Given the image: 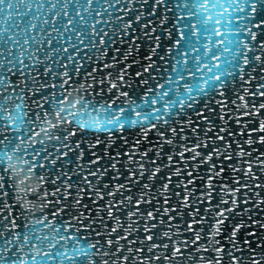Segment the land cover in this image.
Returning <instances> with one entry per match:
<instances>
[{
	"label": "snow or ice",
	"instance_id": "1",
	"mask_svg": "<svg viewBox=\"0 0 264 264\" xmlns=\"http://www.w3.org/2000/svg\"><path fill=\"white\" fill-rule=\"evenodd\" d=\"M148 2L141 0V11L128 21L127 36L124 29L112 40L104 39L103 31L97 33L95 43L108 51L95 61L101 75L97 82L92 74L91 87L93 96L107 93L103 110L78 113L87 122L81 127L69 121L75 130L64 148L54 147L55 155L48 148L37 154L53 167L70 154L79 157L70 173L60 167L56 180L45 181L53 198L40 224H61V217L69 225L78 221L75 239L94 236L92 251L105 243L104 251L117 264L121 259L131 264L133 254H139L135 264H264V0H150L152 8L145 13ZM11 4L0 0V12ZM133 21L148 41L146 52L140 51L144 45ZM233 35L242 41H233ZM78 48L73 45L71 51ZM84 51L80 48L77 54ZM233 52L242 61L236 69L229 68L234 61L228 54ZM71 63L74 67L75 57ZM85 99L100 103L87 89ZM35 112L23 116L12 110V118L20 124L31 119L36 125ZM0 124L9 127L2 109ZM35 130L31 127L28 134ZM129 132L135 133L131 141ZM150 133H155L154 140ZM56 135L64 139L67 130ZM4 139L0 134V143ZM77 177L80 183L72 186ZM3 200L0 196V218L10 222L8 234L16 232V239L28 244L18 232L23 225L12 227L19 217L7 215ZM65 201L75 205L71 214ZM53 205L63 207L57 211ZM31 239L47 237L33 231ZM66 247L72 248L68 264H85L86 252L77 256L78 248ZM63 251L37 257L55 259ZM37 257L29 255L21 264L28 259L36 264ZM93 264L99 260L93 258Z\"/></svg>",
	"mask_w": 264,
	"mask_h": 264
},
{
	"label": "water",
	"instance_id": "2",
	"mask_svg": "<svg viewBox=\"0 0 264 264\" xmlns=\"http://www.w3.org/2000/svg\"><path fill=\"white\" fill-rule=\"evenodd\" d=\"M140 3L141 0H12L9 10L0 12V109L9 126L6 128L0 124V134L5 137L3 143H0V196L4 198L3 207L8 209L7 215L19 217L12 227H15V224L23 225L18 232L28 239V244H25L24 241L16 239V232L9 235L7 229L10 222L0 218V264H21L29 255L37 257V253H55L61 248L64 251L55 259L39 255L36 264H68L72 248L66 245L78 248L77 256L86 252L88 259L85 264H93V258H97L99 264H108L109 260L111 264H117V258L108 256L104 251L105 243H101L92 251V246L97 243L94 236L89 240L75 239L81 225L74 215L72 219L76 222L73 225H69L66 217H61V224L49 220L41 226L40 221L46 219L45 209L53 198L49 193L51 186H44L45 181L56 180L60 167L70 173L74 164L79 162V157L70 154L61 166L53 167L46 158L38 157L37 154L42 148H48L55 155L54 147L64 148L65 141L75 130L69 121L75 120L81 127L87 122L79 118L78 113L90 112L92 108L103 110L101 105L108 99L107 93L104 97L93 96L95 89L91 87L92 74L95 73L97 82L101 75L96 71L99 66L95 61L103 60L105 52L108 51V48L100 51L99 44L95 43L97 33L103 31L104 39L112 40L113 37H119L120 29H124L127 36L130 30L128 21L141 11ZM151 8L149 0L142 10L147 13ZM133 27L137 29V35H141L140 25L133 21ZM231 39L242 41L243 38L233 35ZM140 43L144 45L141 53L146 52L148 41L144 40L142 35ZM76 44L85 50L83 54H77L80 48L71 51L72 46ZM187 44V41H181L182 46L186 47ZM112 51L114 52L115 48ZM228 55L234 61L229 68L236 69L242 61L236 58L235 52ZM73 57L75 70L71 63ZM133 58L140 62V55ZM88 60L92 62L88 63ZM82 63L83 71H80ZM253 63L255 64V61ZM136 70L134 65L130 71L134 73ZM86 89L91 99L99 100V104L90 103L85 99ZM208 90L212 91V84L208 85ZM12 110L23 116H30L32 111L36 110L35 120L39 123L33 125L30 119L27 123L20 124L12 118ZM88 119L93 120L95 117L89 116ZM33 126L36 130L28 134ZM92 126L98 128L99 124ZM62 130H67V135L58 140L56 134ZM85 135L88 141L93 139L90 133ZM126 135L130 141L135 138V133L129 132ZM80 138L79 135L76 137L77 140ZM149 138L154 140L155 133H150ZM34 144H37V147L34 148ZM37 165L46 167L37 168ZM110 179L109 176L106 182ZM79 183V177L71 181L72 186ZM59 187L57 184V189ZM63 187L64 195L67 196L69 184L65 182ZM84 202L89 203L87 198ZM65 203L69 204L68 201ZM52 207L59 211L63 205ZM74 207V204H69L70 214ZM69 227H73L74 231L70 233ZM56 228L62 230L56 232ZM33 231L37 236H46L47 239H31ZM81 234H86L83 228ZM261 235H264V232ZM9 240L10 243L7 242ZM58 241L61 243H57ZM52 245H56V248L53 249ZM138 256L139 254H133L131 264H135ZM26 264H32V260H26Z\"/></svg>",
	"mask_w": 264,
	"mask_h": 264
}]
</instances>
